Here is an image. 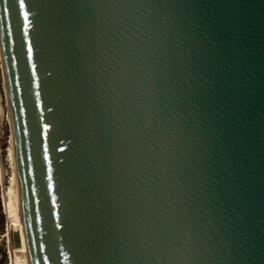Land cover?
I'll list each match as a JSON object with an SVG mask.
<instances>
[{
  "label": "water",
  "instance_id": "obj_1",
  "mask_svg": "<svg viewBox=\"0 0 264 264\" xmlns=\"http://www.w3.org/2000/svg\"><path fill=\"white\" fill-rule=\"evenodd\" d=\"M0 48L31 264H264V0H0Z\"/></svg>",
  "mask_w": 264,
  "mask_h": 264
},
{
  "label": "rangeland",
  "instance_id": "obj_2",
  "mask_svg": "<svg viewBox=\"0 0 264 264\" xmlns=\"http://www.w3.org/2000/svg\"><path fill=\"white\" fill-rule=\"evenodd\" d=\"M8 110L9 106L7 93L4 88L0 56V264H11L13 260L11 257V234L18 229L16 221L10 217L6 206L10 198V188L15 186L13 181L14 165L11 161V152L9 151L12 144V136Z\"/></svg>",
  "mask_w": 264,
  "mask_h": 264
},
{
  "label": "bare ground",
  "instance_id": "obj_3",
  "mask_svg": "<svg viewBox=\"0 0 264 264\" xmlns=\"http://www.w3.org/2000/svg\"><path fill=\"white\" fill-rule=\"evenodd\" d=\"M0 56H1V67L3 70L4 88L7 93V100H8V106H9V110H8L9 118L11 120L12 144L10 145L11 148L9 149V151L11 152V161L14 165L13 181L15 182V186H13V188H10L11 189L10 198H9V201L6 203V206H7L10 217L16 221L17 226H18L17 231L12 232L11 234V246H12L11 257L13 259L11 264H31L27 235H26V228H25V221H24V214H23V206H22L21 194H20V189H19L12 118H11V112H10L7 82H6L5 72L3 68V62H2L1 48H0Z\"/></svg>",
  "mask_w": 264,
  "mask_h": 264
},
{
  "label": "snow or ice",
  "instance_id": "obj_4",
  "mask_svg": "<svg viewBox=\"0 0 264 264\" xmlns=\"http://www.w3.org/2000/svg\"><path fill=\"white\" fill-rule=\"evenodd\" d=\"M5 4L8 3V0H4ZM20 7L23 8L24 7V0H20ZM4 12L7 13L8 12V9L5 8L4 9ZM27 12L24 13V17H25V20H27Z\"/></svg>",
  "mask_w": 264,
  "mask_h": 264
}]
</instances>
